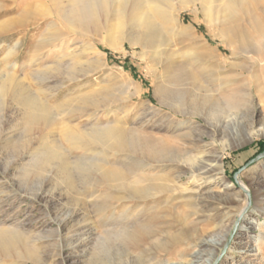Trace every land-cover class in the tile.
<instances>
[{
	"label": "rangeland",
	"instance_id": "374dc122",
	"mask_svg": "<svg viewBox=\"0 0 264 264\" xmlns=\"http://www.w3.org/2000/svg\"><path fill=\"white\" fill-rule=\"evenodd\" d=\"M59 3L64 5L68 0H0V82L8 81L9 74H13L25 87L27 85L28 92L30 89V93L39 95L36 91L42 90L35 85L33 75L51 80L49 96L44 97L50 121L36 133L26 130V121L22 120L25 110L11 97L14 85L0 96V230L7 236L17 233V239L21 240L19 247L37 253L35 258H23L22 264H61L62 257L68 254L70 261L67 264H93L97 246L120 243L115 232L123 224L121 214L130 206V225L141 223L144 228L148 216L154 212L158 215L161 224L153 228L157 234L146 243L155 246L166 261L187 264L195 249L192 246L194 241L228 235L222 246L205 248L206 258L216 256L212 264H264V242L257 241L261 227L264 229V212L261 210L264 207V158L247 165L261 153H258L257 142L264 140V102L260 96L256 97L259 113L255 124L260 133H256L252 141H244L251 123V112L243 108L229 111L237 116L225 126L224 141L238 145L224 154V181L206 183L200 204L198 200L190 201L198 203L202 209L198 215L190 213L192 204L180 196V192L174 196L164 193L155 198L127 201L118 200L113 190L107 187L96 188L92 197L77 195V189L88 192L98 178L99 168L125 169L135 165L129 153L114 155L100 149L76 148L69 143L67 133L74 131L76 126L91 131L89 128L93 122L75 110L86 97L105 101L111 111L108 118L103 114L97 118V126L109 123L158 136L187 134L188 126H176L186 117L160 103L159 91L167 85L164 79L183 74L185 78L196 77V81L191 78L193 82L208 83L212 79L211 71L218 64L216 59L206 62L198 58L190 51L193 47L190 41L165 31L161 35L169 42L167 47L170 48L164 62L165 70L162 65H155L151 50L144 53L140 45L133 48L127 42L125 51H112L104 43L107 33L99 31L84 38L65 27L53 12ZM47 11L45 21L49 26L46 28L44 24L40 25L39 12ZM249 12L261 16L264 22V0L251 1ZM182 16L184 25L194 24V33L205 36L218 54L230 55L220 40L211 37L204 20L194 23V13L188 11ZM241 27L246 35L254 38L253 43H264V34L251 28L246 20L241 21ZM43 38L50 41L43 49L36 48ZM86 45L91 48L84 53L80 49ZM30 62L32 66H28ZM226 62L223 71L228 76L241 73L242 67L249 64L244 58ZM252 70L259 77L260 87H264V67L257 64ZM247 78L248 73L240 76L238 82H247ZM262 94L264 96V91ZM221 119L224 115L211 123H218ZM194 120L201 130L211 129V123L203 117ZM175 129L177 131L173 132ZM203 137L194 153L203 152L208 158L213 157L223 139L215 142L210 134ZM191 138L186 136L184 139L189 142ZM51 149L58 151L62 158L70 156V163L64 166L59 159L43 163ZM178 171L174 166L147 170L151 174L159 172L164 177L170 175L168 178H175ZM68 174L71 176L67 177ZM182 180L187 182L188 176L184 175ZM155 182L164 181L147 183ZM227 182L233 187H227ZM197 187L199 185H195ZM217 196L219 199L214 198ZM115 205L118 207L114 210ZM244 205V210L237 216ZM248 213L255 223L243 219ZM4 264L17 263L13 257H8Z\"/></svg>",
	"mask_w": 264,
	"mask_h": 264
},
{
	"label": "bare ground",
	"instance_id": "6f19581e",
	"mask_svg": "<svg viewBox=\"0 0 264 264\" xmlns=\"http://www.w3.org/2000/svg\"><path fill=\"white\" fill-rule=\"evenodd\" d=\"M251 1L258 3L260 0H68L67 4L55 5L54 14L70 31H74L84 38H89L91 35L103 31L107 33L104 43L112 51H125L127 42L133 48L140 45L144 53L150 49L153 54V62L155 65H162L164 70V62L170 50L167 47L169 42L161 35V32L164 31L172 36L190 41L193 45L190 51L198 58L204 59L206 62L216 59L218 64L217 68L211 71V74L209 72L212 79L208 83L193 82L192 79L194 80L196 77L192 78L194 76L191 75L192 77L187 76L185 78L183 74H175L164 79L167 85L159 91L162 98L160 103L173 108L176 113L186 117L185 120L177 122L176 126L180 128L185 125L188 126L189 133L187 134L168 133L158 136L142 134L137 129H127L121 125H110L109 123L102 127L97 126V118L102 114L108 118L111 111L105 101H97L93 96L86 97L83 104L78 105L75 110L81 117H87L93 122L92 127L89 128L91 131L87 132L85 131L87 128H79L75 124V130L68 132L66 136L69 143L76 148L92 151L100 149L101 151L112 152L114 155L129 153L135 165L125 169L109 167L102 170L99 168L97 180L93 181L94 184L90 185L91 188L89 187L88 192L77 189L78 196L92 197L96 188L107 187L113 190V194L118 200H143L149 197L155 198L164 193L168 196H174L180 192V196L191 203L192 200L199 202L205 193L203 188L206 183L224 181V154L238 145L231 141H224L226 137L225 126L235 121L237 116L236 113L229 111L232 109L239 111L243 108L251 112V114L249 113L251 123L248 124L244 141H252L256 133H260V130H256L255 126L259 113L256 97L260 96L261 102H264L262 94L264 87H260L259 77L256 73L254 74L253 71L255 70L252 69L257 64L264 67V43H253L254 38L246 35L241 27V21L246 20L251 28L264 34L262 17L249 12ZM184 11L194 13V23H200L204 20L211 37L214 40H220L229 49L230 55L218 54L215 49L210 47L205 36L194 33L192 30L194 24V26L184 25L182 16ZM47 14L49 11L47 13L39 12V18L42 19L40 25L44 24L46 28L49 26V23L45 21ZM243 15H246V18H243ZM49 41V38H43L36 48L43 49ZM90 48V45H86L80 50L86 53ZM190 51L189 54H191ZM71 58L73 57L71 56ZM235 58L247 59L249 64L242 67L241 73L229 75V77L224 74L223 69L226 61ZM32 65V62L28 64V66ZM14 66L16 68V65ZM38 73L39 71H36V74ZM246 73H248L249 78L247 79L249 80L238 82L239 77L245 76ZM33 78L35 85L42 90L41 92H37V90L36 93L39 95L41 93L42 96L30 93V89L28 92L27 85L25 87L13 74H9L8 81L0 82V96L9 91L10 85H14L11 97L25 110L22 120L26 121L25 127L29 133L39 132L50 121L47 116L49 107L45 99L49 96L47 94H49L51 80L46 79L48 77L37 75H33ZM61 81L63 82V80ZM231 83L234 85L229 86ZM52 90L51 93H53ZM147 108H152V106L147 105ZM223 115L224 119L218 123H211L212 120L221 118ZM196 117H203L209 121L211 129L201 130V127L196 124L197 120H194ZM166 125L170 126L168 123ZM176 131L175 129L173 132ZM204 134H210L215 142L223 139L219 151L214 156L212 155L213 157L208 158L203 152L194 153V149L196 150L198 144L204 140ZM186 136H192L189 142L184 139ZM68 158L66 155L62 158L58 151L51 149L45 158L46 160L42 162L48 164L59 159L65 166L70 163L71 157ZM171 166L179 169L175 178L172 176L168 178L170 175L164 177L159 172H153V174L147 172L148 169L155 171L156 169L159 170L160 167L168 168ZM184 175L188 176L187 182L182 180ZM69 176L71 174H68L67 177ZM156 180L164 182L147 183ZM195 185H199V187L195 188ZM227 187H233V184L230 185L227 182ZM214 198L219 199L218 196ZM191 204L193 208L190 213L192 215L196 216L201 213L202 209L198 206L200 202L199 204L193 202ZM245 206L238 212L237 216L242 213ZM117 207L115 205L114 210ZM131 208L130 206L121 214L123 224L121 223L120 229L115 232V236L120 238V243L97 246L93 264H180V261L164 260L155 246L146 243L152 235L157 234L153 228L159 227L161 224L158 215H155L156 212L153 213L154 215L148 216V224L142 228L141 223L130 225L128 222L131 217ZM261 210L264 212V207H261ZM190 213L188 214L190 215ZM249 215L250 213L245 214L243 219L248 220L249 223H255ZM15 234L7 236L0 230V264H4V259L8 257H13L17 264H22L25 257H37V253L30 248L29 250L19 247L21 240L17 239L18 235ZM227 238L228 235L222 238L214 235L211 238L202 237L194 241L192 246L195 249L188 258L187 264H201L204 261L207 264H212L216 256L206 258L205 248L208 246L218 248L226 242ZM257 241L259 243L264 242V229L262 227ZM69 256L68 254L62 257L61 264H67L70 261Z\"/></svg>",
	"mask_w": 264,
	"mask_h": 264
},
{
	"label": "water",
	"instance_id": "95a60500",
	"mask_svg": "<svg viewBox=\"0 0 264 264\" xmlns=\"http://www.w3.org/2000/svg\"><path fill=\"white\" fill-rule=\"evenodd\" d=\"M261 158H264V151L263 152H261L260 154H258L256 157H254L253 159H251L248 163H247V165L248 164H251V163H254V162H256V161H258V160H260Z\"/></svg>",
	"mask_w": 264,
	"mask_h": 264
},
{
	"label": "trees",
	"instance_id": "16d2710c",
	"mask_svg": "<svg viewBox=\"0 0 264 264\" xmlns=\"http://www.w3.org/2000/svg\"><path fill=\"white\" fill-rule=\"evenodd\" d=\"M125 65L127 68H130L129 66H127V64ZM257 145L259 146L258 153L263 152L264 151V140L257 142Z\"/></svg>",
	"mask_w": 264,
	"mask_h": 264
}]
</instances>
